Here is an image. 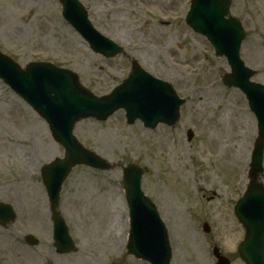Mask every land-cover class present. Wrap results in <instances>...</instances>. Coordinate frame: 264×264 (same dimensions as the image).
<instances>
[{"label":"rangeland","instance_id":"1","mask_svg":"<svg viewBox=\"0 0 264 264\" xmlns=\"http://www.w3.org/2000/svg\"><path fill=\"white\" fill-rule=\"evenodd\" d=\"M81 1L96 28L123 45L122 54L94 52L66 22L59 0H0V51L22 68L41 61L70 68L97 96L121 84L136 58L174 84L183 100L181 117L175 126L148 128L141 120L128 123L119 109L106 120L76 123L81 142L113 168L79 164L64 182L59 210L75 249L61 252L41 170L64 157L65 149L47 121L0 79V202L10 204L16 216L0 223V264H150L127 250L131 226L123 171L128 163L146 168L142 188L167 225L170 264H216L218 247L231 264H245L238 253L245 230L234 205L249 181L257 120L245 94L222 81L230 70L226 57H217L211 43L186 24L191 0ZM232 2L231 13L247 34L241 55L258 70L253 80L264 83V0ZM226 109L230 115L224 121ZM241 113L250 128L240 129ZM209 137H221L220 147L212 149ZM235 158L240 160L228 166ZM261 180L264 184V171ZM115 217L124 221L123 237L113 243L106 231Z\"/></svg>","mask_w":264,"mask_h":264},{"label":"water","instance_id":"2","mask_svg":"<svg viewBox=\"0 0 264 264\" xmlns=\"http://www.w3.org/2000/svg\"><path fill=\"white\" fill-rule=\"evenodd\" d=\"M61 1L65 18L83 34L96 52L107 57L122 52L121 46L93 27L79 0ZM230 3V0H191L187 22L209 38L217 55L227 56L231 72L224 76V82L240 87L247 94L249 105L258 119L259 136L252 156L251 182L237 203L236 213L247 231L239 246L242 258L246 264H264V186L259 182L263 171L264 84L250 80L255 71L245 66L240 58L245 31L241 22L230 15ZM0 77L46 119L55 139L66 149L64 158L44 165L42 175L51 200L56 245L61 251H70L73 248L71 239L56 211L62 184L75 164L86 163L103 169L111 167L109 162L85 148L76 138L73 134L75 123L86 117L105 120L123 107L129 122L141 118L148 127H155L159 122L173 125L179 119L183 100L171 83L154 77L136 61L129 77L104 96H97L85 88L72 70L48 62H33L22 68L1 52ZM145 171L146 168L131 163L124 173L131 218L128 251L152 264H169L171 248L165 226L155 205L141 189ZM14 216L11 206L0 204L3 222ZM218 264L230 262L220 257Z\"/></svg>","mask_w":264,"mask_h":264},{"label":"bare ground","instance_id":"3","mask_svg":"<svg viewBox=\"0 0 264 264\" xmlns=\"http://www.w3.org/2000/svg\"><path fill=\"white\" fill-rule=\"evenodd\" d=\"M229 115H230V110L229 109L224 110L223 111V114H222V119L224 121L227 120V118L229 117ZM245 116H246L245 113H241L240 114V117H241V119H240V121H241L240 129H245L246 127L247 128H250V122L248 121V119H246V118L242 119ZM208 143H209V146L212 149L213 148L214 149H217L222 144V140H221V137L219 139L218 138H215V137L214 138L213 137H209ZM235 148H237V145L230 146L229 147L230 153L234 154L233 149H235ZM238 160H240V159H236V158L235 159H232V161L230 160V162H228L229 165L228 164L227 165L228 166H235L236 165L235 163H237ZM233 161H235V163ZM20 182L23 183L24 182V178H22L20 180ZM112 203H115V202H112ZM116 203H117L118 206L121 205L120 200L117 201ZM113 212H114V210H113ZM118 217H115V219L112 218L111 222H109L108 225H107L106 234H107V237L113 238V240L111 239L113 241V243L114 242H117V241H120L122 239V237H123V233H122V231H123V224L122 223L124 221L122 219L119 220ZM8 223L9 222H5L4 224H8Z\"/></svg>","mask_w":264,"mask_h":264}]
</instances>
